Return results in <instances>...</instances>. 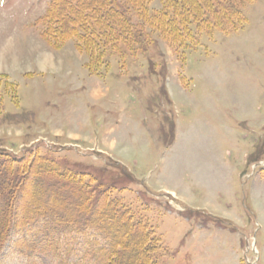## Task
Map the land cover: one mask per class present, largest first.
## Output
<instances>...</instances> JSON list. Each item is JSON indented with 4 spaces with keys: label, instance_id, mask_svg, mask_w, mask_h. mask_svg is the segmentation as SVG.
<instances>
[{
    "label": "rangeland",
    "instance_id": "1",
    "mask_svg": "<svg viewBox=\"0 0 264 264\" xmlns=\"http://www.w3.org/2000/svg\"><path fill=\"white\" fill-rule=\"evenodd\" d=\"M50 1L0 0V52L19 53L0 56V153L23 161L14 169L47 162L77 172L94 198L103 188L154 233L158 264H264V0L240 2L239 18L216 15L208 30L191 21L176 40L148 21L162 0H149L147 17L128 3L141 44L96 49L42 36ZM39 46L64 64L61 74L16 68L35 63ZM31 181L15 193L0 264L74 260L95 235L51 243L43 232L53 226L29 216L33 203L51 205L47 194L28 200ZM62 196L76 211L69 189ZM100 222L124 233L111 216Z\"/></svg>",
    "mask_w": 264,
    "mask_h": 264
},
{
    "label": "trees",
    "instance_id": "2",
    "mask_svg": "<svg viewBox=\"0 0 264 264\" xmlns=\"http://www.w3.org/2000/svg\"><path fill=\"white\" fill-rule=\"evenodd\" d=\"M244 1L246 0H162V10L153 13L148 21L159 28L166 38L176 40L190 31L191 21L205 30H208V22L213 17L215 19L216 15V19L224 23L226 20L235 21L239 18L237 6ZM148 2L149 0H51L43 17L48 23L49 31L43 32L42 36L50 39L52 33L60 41L72 36L77 40L78 46L83 45L88 49H96L95 42L106 47L120 46L123 43L140 45L142 38H145L144 31L131 26L133 17L129 7L125 6L129 3L140 11L139 15L147 17ZM218 24L213 25V29H217ZM146 37L150 39V36ZM22 163V160L0 153V253L12 229L15 193L23 187L27 178L32 179V195L28 198L30 202H36V199L42 201L46 194V198L50 199L51 205L46 209L41 210L38 204L33 203L28 212L35 221L36 218L37 221L45 218L48 225L50 223L53 226L50 230L49 225V230L43 232L50 236L51 243L64 236H80L86 240L85 232H92L96 237L89 240L87 246L81 248V254L72 261L67 255L56 254L57 264H122L123 257H126L125 264H158L159 242L154 233L146 224L133 221L129 210H122L118 203L104 199L102 186H99L102 188L99 196L94 198L90 187L83 186L81 177L84 176L77 172L47 162L36 163L38 165L32 162L28 166L14 169ZM5 173L11 179L7 180ZM69 182L73 183L72 186L66 185ZM68 189L70 195L77 199L74 203L76 211L64 210L67 201L62 195ZM97 202L108 204L99 211ZM104 216L115 218L116 225L124 233L121 236L114 233V223L108 226L101 224L100 219ZM136 237L140 238L134 248L136 253L129 256L128 246Z\"/></svg>",
    "mask_w": 264,
    "mask_h": 264
},
{
    "label": "crops",
    "instance_id": "3",
    "mask_svg": "<svg viewBox=\"0 0 264 264\" xmlns=\"http://www.w3.org/2000/svg\"><path fill=\"white\" fill-rule=\"evenodd\" d=\"M36 41H38V42H40L41 40H42V38L40 37V35L38 34V33H36V35H35V38H34ZM44 41V40H43ZM4 50H6V49H4ZM2 52H0V56H1V58H3V56L4 55H6V54H11V53H13L14 55H15V57L18 59V57H19V53H18V51H17V48L14 46L13 47V50H11V48L9 49V53H7V52H4L3 51V49L1 50ZM46 50L45 49H43V47H41V46H39V53H40V56L38 57V59L36 60V62L35 63H33V64H26V65H23V64H17L16 65V68L17 67H19V66H21L22 68H24L25 70H24V73H26V72H28V73H30L31 75H33V74H36V72H44V73H42V74H45L46 72L48 73V72H50L51 73V75L53 76V75H59V74H61V72H60V70H61V68L63 67V65L64 64H61V67H60V64H59V66H57L58 64H56V62H55V60H53V58L55 57V53L54 52H52V53H50L49 55H50V57H43L44 56V52H45ZM46 53V52H45ZM58 53H59V51H58ZM33 54V53H32ZM62 54V52H60L58 55H60V56H63V55H61ZM34 55V54H33ZM47 55V54H46ZM15 68V69H16ZM15 69L11 72L12 74H13V72H15ZM3 72H7V71H1L0 72V75H4V76H7V75H5V73H3ZM11 75V74H10ZM90 79H91V77H90ZM96 79V78H95ZM98 80V79H97ZM91 81H93V79H91ZM96 80H94L93 82H95ZM102 83V82H101ZM100 83V84H101ZM102 85V84H101ZM79 90L80 89H75V91L76 92H79ZM70 92H71V88H70ZM61 126L63 127V129L65 128V125L62 123L61 124ZM61 126H60V128H61Z\"/></svg>",
    "mask_w": 264,
    "mask_h": 264
}]
</instances>
